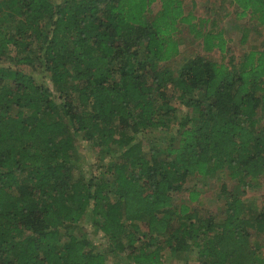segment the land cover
<instances>
[{
	"label": "trees",
	"instance_id": "1",
	"mask_svg": "<svg viewBox=\"0 0 264 264\" xmlns=\"http://www.w3.org/2000/svg\"><path fill=\"white\" fill-rule=\"evenodd\" d=\"M154 1L0 0V264H162L164 249L264 264L251 241L264 239V206L240 198L264 176V44L232 68L196 54L174 73L160 62L179 52L177 22L204 51L226 40L196 28L180 0L149 18ZM230 1L264 25V0ZM81 136L112 159L76 177ZM220 169L241 189L222 187L220 219L173 203L189 176ZM85 216L102 249L65 230Z\"/></svg>",
	"mask_w": 264,
	"mask_h": 264
},
{
	"label": "rangeland",
	"instance_id": "2",
	"mask_svg": "<svg viewBox=\"0 0 264 264\" xmlns=\"http://www.w3.org/2000/svg\"><path fill=\"white\" fill-rule=\"evenodd\" d=\"M183 13L193 15L192 22L195 27L202 30L221 31L223 37L226 40V48L224 51L219 52L218 49L212 51H204L202 49V38L195 37L193 33L189 31L187 24L177 22L176 31L173 33L174 39L178 43L177 54L166 62H160L161 67H167L174 73L179 66L188 58L198 54L213 61L224 63L229 65V59L232 58L233 62H238L244 53L249 50H258L262 48L264 44V25L257 22L250 16V13L242 14L240 8H238L230 0H180ZM160 1L155 0L149 7L148 17L152 18L156 11L159 9ZM232 68L231 65H229ZM42 67L36 66L34 76L36 80L49 85V80L44 76ZM257 128L260 129L262 117L258 115ZM155 136H158V132H153ZM152 138V137H151ZM144 140L145 148H148L150 141ZM112 153V152H111ZM109 153L102 157L97 154L93 143L81 137H78L76 148L72 155V162L75 166L72 170L74 176L84 175L87 176L90 171H94L95 168L101 164H105L112 159V154ZM101 158V159H100ZM222 187H225L226 191H238L240 188L237 186L236 180L232 179L228 175L226 169L217 170V172L208 177H202L193 174L188 177L184 184L183 189L180 192L174 193L173 203L175 205L179 203H186L190 208H195L196 215L198 217H205L212 214L217 219L222 217L223 210V195L221 193ZM197 190L199 196L194 202L188 200V191ZM241 190V189H240ZM245 191L241 195V199L254 211L260 210L264 206V176L250 180L248 186L243 187ZM64 232V228L61 229ZM67 231H73L79 235V233H86L90 240H92L96 246L103 248L106 243L99 233L92 231V225L90 219L85 216L78 224L70 225L66 227ZM252 243L258 246V250L264 253V239L263 237L251 238ZM162 264H197L196 250L190 249L178 253H171L169 250L164 249L162 251ZM117 258L110 259L108 264H114ZM119 261L125 262L121 259Z\"/></svg>",
	"mask_w": 264,
	"mask_h": 264
}]
</instances>
